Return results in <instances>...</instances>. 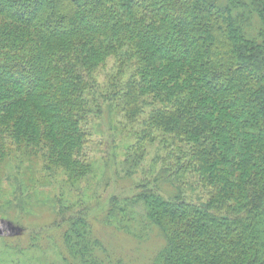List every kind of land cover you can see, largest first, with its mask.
<instances>
[{
  "label": "trees",
  "instance_id": "1",
  "mask_svg": "<svg viewBox=\"0 0 264 264\" xmlns=\"http://www.w3.org/2000/svg\"><path fill=\"white\" fill-rule=\"evenodd\" d=\"M0 1V168L30 157L68 184L83 178L101 112L89 77L112 60L103 99L139 124L131 151L158 133L171 150V190L133 197L137 231L162 243L151 264H264V0ZM188 176L206 191L198 204L179 190ZM63 211L52 222L63 262L114 264Z\"/></svg>",
  "mask_w": 264,
  "mask_h": 264
},
{
  "label": "rangeland",
  "instance_id": "2",
  "mask_svg": "<svg viewBox=\"0 0 264 264\" xmlns=\"http://www.w3.org/2000/svg\"><path fill=\"white\" fill-rule=\"evenodd\" d=\"M114 71V63L109 60L89 77L101 112L87 125L89 137L82 157L88 171L83 178L68 184L62 172L46 173L41 161L30 157L11 160L0 168V264H65L55 246L57 232L52 228L54 216L56 220V213L59 216L63 210V221L75 217L87 222L108 248L114 264H151L162 243L156 235L148 239L145 232L137 231L133 214L142 215L143 210L133 197L156 188L171 190L170 185L163 184L170 173L162 177L171 150L165 144L168 139L158 133L143 151H131L135 142L132 134L139 124L129 126L113 111L109 114L108 101L103 99L109 93V78ZM150 110H145L146 114ZM164 159L166 162H162ZM179 190L187 203L206 199V191L200 189L195 176H188ZM55 204H61L62 210L54 208L53 215ZM112 208L114 212H110ZM33 243L38 248H29Z\"/></svg>",
  "mask_w": 264,
  "mask_h": 264
}]
</instances>
